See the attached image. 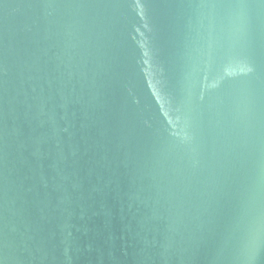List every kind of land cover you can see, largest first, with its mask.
<instances>
[{
	"label": "water",
	"instance_id": "water-1",
	"mask_svg": "<svg viewBox=\"0 0 264 264\" xmlns=\"http://www.w3.org/2000/svg\"><path fill=\"white\" fill-rule=\"evenodd\" d=\"M0 264H264V0H0Z\"/></svg>",
	"mask_w": 264,
	"mask_h": 264
}]
</instances>
